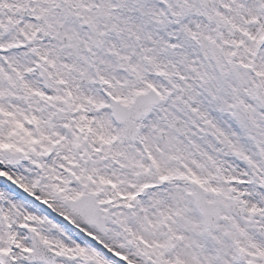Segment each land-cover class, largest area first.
<instances>
[{"label": "snow or ice", "instance_id": "obj_1", "mask_svg": "<svg viewBox=\"0 0 264 264\" xmlns=\"http://www.w3.org/2000/svg\"><path fill=\"white\" fill-rule=\"evenodd\" d=\"M0 264H264V0H0Z\"/></svg>", "mask_w": 264, "mask_h": 264}]
</instances>
